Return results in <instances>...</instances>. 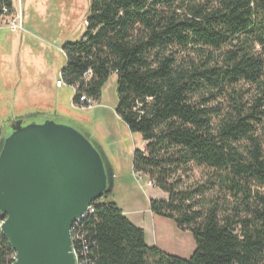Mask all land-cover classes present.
<instances>
[{
    "label": "trees",
    "instance_id": "16d2710c",
    "mask_svg": "<svg viewBox=\"0 0 264 264\" xmlns=\"http://www.w3.org/2000/svg\"><path fill=\"white\" fill-rule=\"evenodd\" d=\"M62 50L76 106L116 76V114L145 143L134 173L169 195L151 211L196 242L188 259L150 246L112 191L84 222L94 263L264 264V0H92ZM15 254L0 229V264Z\"/></svg>",
    "mask_w": 264,
    "mask_h": 264
},
{
    "label": "rangeland",
    "instance_id": "374dc122",
    "mask_svg": "<svg viewBox=\"0 0 264 264\" xmlns=\"http://www.w3.org/2000/svg\"><path fill=\"white\" fill-rule=\"evenodd\" d=\"M91 3L15 0L13 14L0 18V139L11 132L17 119L42 123L48 117L88 134L105 152L115 172L109 199L147 231L150 245L188 259L196 249L192 232L181 230L173 220L154 214L150 208L151 199L167 200L168 193L150 185L149 178L134 173V152L145 149V143L116 114V76L105 85L102 99L94 108L76 107L75 89L58 85L66 66L62 47L79 41L86 33ZM17 16L22 17L23 26L14 31Z\"/></svg>",
    "mask_w": 264,
    "mask_h": 264
},
{
    "label": "water",
    "instance_id": "95a60500",
    "mask_svg": "<svg viewBox=\"0 0 264 264\" xmlns=\"http://www.w3.org/2000/svg\"><path fill=\"white\" fill-rule=\"evenodd\" d=\"M0 139L1 230L12 264H79L73 223L112 192V164L88 134L48 117L13 122Z\"/></svg>",
    "mask_w": 264,
    "mask_h": 264
},
{
    "label": "built area",
    "instance_id": "2783aa9c",
    "mask_svg": "<svg viewBox=\"0 0 264 264\" xmlns=\"http://www.w3.org/2000/svg\"><path fill=\"white\" fill-rule=\"evenodd\" d=\"M3 15L2 16H7L9 15L8 13V8L4 7L3 8ZM19 16V15H18ZM14 21V27L12 30L16 31L18 29H22V17H18ZM17 22H20V26L17 25ZM9 23V22H8ZM10 24V23H9ZM20 27V28H18ZM62 82V81H61ZM63 84V82H62ZM96 105H98V102L93 99V98H88L87 96H82L80 99V105L76 107L80 108H94ZM150 185H153V183L150 181ZM95 211L94 208V203L91 204L89 207L87 213H85L82 217L78 218L72 225L71 228V234H72V239L74 241V247H75V252L78 258L79 264H95L94 261L91 258V245L92 243L87 239L86 235V230H85V220L93 214ZM4 220H0V229L2 226ZM2 231V230H1ZM16 259V254L13 256V261L10 263L12 264L14 260Z\"/></svg>",
    "mask_w": 264,
    "mask_h": 264
},
{
    "label": "crops",
    "instance_id": "0c3cea01",
    "mask_svg": "<svg viewBox=\"0 0 264 264\" xmlns=\"http://www.w3.org/2000/svg\"><path fill=\"white\" fill-rule=\"evenodd\" d=\"M14 7H15V0H14ZM16 8V7H15ZM58 83H59V81H58ZM120 207V206H119ZM124 211V210H123ZM124 213H125V211H124ZM125 215H126V213H125ZM127 216V215H126ZM146 231V230H145ZM146 235H147V231H146ZM148 243V242H147ZM149 244V243H148ZM150 245V244H149ZM150 246H157V245H150ZM158 247V246H157ZM159 248V247H158ZM163 251V250H162ZM165 252V251H164ZM167 253V252H166ZM169 254V253H168ZM172 255H174V254H172ZM175 256H179V255H175ZM192 256V255H191ZM179 257H181V256H179ZM182 258H184V257H182ZM185 259H187V258H185Z\"/></svg>",
    "mask_w": 264,
    "mask_h": 264
},
{
    "label": "bare ground",
    "instance_id": "6f19581e",
    "mask_svg": "<svg viewBox=\"0 0 264 264\" xmlns=\"http://www.w3.org/2000/svg\"><path fill=\"white\" fill-rule=\"evenodd\" d=\"M58 85H63L61 81H59Z\"/></svg>",
    "mask_w": 264,
    "mask_h": 264
}]
</instances>
